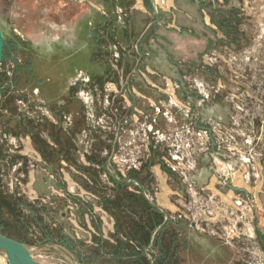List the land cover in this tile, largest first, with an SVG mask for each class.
I'll return each mask as SVG.
<instances>
[{"label":"rangeland","instance_id":"374dc122","mask_svg":"<svg viewBox=\"0 0 264 264\" xmlns=\"http://www.w3.org/2000/svg\"><path fill=\"white\" fill-rule=\"evenodd\" d=\"M81 13L103 39L54 57ZM0 29L1 235L41 264H109L118 241L154 264L155 234L118 235L97 194L124 180L184 225V264H264V0H0Z\"/></svg>","mask_w":264,"mask_h":264},{"label":"trees","instance_id":"16d2710c","mask_svg":"<svg viewBox=\"0 0 264 264\" xmlns=\"http://www.w3.org/2000/svg\"><path fill=\"white\" fill-rule=\"evenodd\" d=\"M223 22L222 25L220 24V28L226 29L224 32L228 34V22L225 19ZM4 58L5 45L3 60ZM44 70H42L43 74ZM4 83V80L0 79L5 94ZM97 194L104 201V208L114 216L118 235L127 237L128 240H137L142 246L148 247L152 235L155 234L153 248L157 252V258L154 264H184L183 254L187 253L191 247L183 224H163V216L146 200L129 193L124 180L115 181L113 199H109L104 191L97 192ZM17 202L12 201V206L16 209L19 207ZM138 218L139 221H136ZM18 241L25 245L23 240ZM118 242V246L109 243H103L101 246L107 251V255L113 257L111 261L108 259L109 264L110 262L114 264H149L142 253L136 252L129 244ZM101 263L107 264V259H103V256Z\"/></svg>","mask_w":264,"mask_h":264},{"label":"crops","instance_id":"0c3cea01","mask_svg":"<svg viewBox=\"0 0 264 264\" xmlns=\"http://www.w3.org/2000/svg\"><path fill=\"white\" fill-rule=\"evenodd\" d=\"M68 17V15H67ZM70 19L62 20L59 24L55 25L54 27V36L51 38V40L54 42L51 43L50 47H57V50L55 52L54 57L56 56L57 51H60L61 53L63 51L66 52V48L68 47H76L77 42L80 43V47H96L99 44L98 40H101L100 36H98V40L94 41L91 40L90 36V26L92 25V20L90 19V16H86L81 13V15L78 17H69ZM93 18V17H91ZM91 20V21H90ZM98 23L104 21V18H102L100 15L97 17ZM117 34H119L120 29L116 28ZM101 38V39H100ZM59 47V48H58ZM61 47V48H60ZM80 51H83V48L80 49ZM84 52L88 53V49H84ZM82 54V53H81ZM83 56V55H81ZM87 57V55H86ZM81 71V70H80ZM62 72V71H60ZM62 75V73H60ZM60 75V76H61ZM73 76H67V81L72 79ZM165 209L167 210H173V207L171 204L166 203Z\"/></svg>","mask_w":264,"mask_h":264},{"label":"water","instance_id":"95a60500","mask_svg":"<svg viewBox=\"0 0 264 264\" xmlns=\"http://www.w3.org/2000/svg\"><path fill=\"white\" fill-rule=\"evenodd\" d=\"M4 55V39L0 29V66ZM0 96L3 98V89L0 85ZM0 256L6 264H41L22 243L0 234Z\"/></svg>","mask_w":264,"mask_h":264},{"label":"built area","instance_id":"2783aa9c","mask_svg":"<svg viewBox=\"0 0 264 264\" xmlns=\"http://www.w3.org/2000/svg\"><path fill=\"white\" fill-rule=\"evenodd\" d=\"M80 1H81V3H82V2H84L85 0H80ZM162 2L165 3L166 0H162ZM145 196H147V195L145 194ZM177 218L183 220L184 218H185V219H189L190 217H188L187 215H184V214L179 215L178 217H174V216H172L171 218L168 217V216H166V217H165V221H168L169 219H171V220H175V219H177ZM190 220H191V219H189V221H190ZM192 220L196 222V220H198V219H196V217H193ZM173 222H174V221H173ZM190 222H191V221H190ZM196 225H197V227H199V223H198V222H196ZM198 229H199L201 232H205V230H204L203 227H201V226H200ZM217 235H218V237H219L220 239H222V240H224V241H226V242H229V241H231V240H234L235 238H239V237L242 235V233L239 232V231L237 230V227H234V228L229 227V228H225L224 231H223L222 233L217 234Z\"/></svg>","mask_w":264,"mask_h":264}]
</instances>
